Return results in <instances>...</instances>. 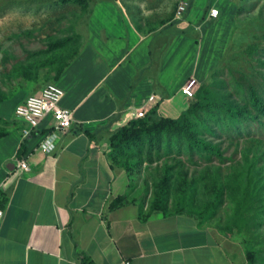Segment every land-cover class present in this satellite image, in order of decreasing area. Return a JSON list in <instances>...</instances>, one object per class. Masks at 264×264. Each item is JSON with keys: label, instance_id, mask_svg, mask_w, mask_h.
<instances>
[{"label": "rangeland", "instance_id": "obj_1", "mask_svg": "<svg viewBox=\"0 0 264 264\" xmlns=\"http://www.w3.org/2000/svg\"><path fill=\"white\" fill-rule=\"evenodd\" d=\"M90 2L97 9L96 22L91 23L90 18L85 26L84 10L77 4L0 0V92L3 99L9 98L0 103V136L16 129L14 110L28 94L56 84L54 69L61 65L53 67L54 62L65 61L68 67L77 61L82 49L91 43L90 29H96L101 19L118 16L130 20L136 29L150 34L153 59L149 70L156 72L158 65L165 64L167 88L174 94L162 103L164 117L176 118L188 108L182 88L192 79L196 80V94L206 83L217 93L218 101L209 106L204 121L196 126L199 139L211 143L212 152L218 154L208 162L210 153L202 152L194 163L176 151L170 156L163 153L161 160L155 155L154 163L138 152L128 154L115 166L130 181H126L124 191L131 195L127 202L140 204L147 214H163L153 212L152 205L168 176L167 214L209 215L213 203L222 201L214 216L199 222L208 224L231 245L233 264H264V119L253 121L240 114L244 106L240 95L248 96L252 91L264 99V0ZM183 2L188 3V9L177 16ZM211 9L219 10L217 19L209 17ZM180 30L184 34L173 37ZM67 38L70 42L65 47H51ZM25 74L34 76L35 81L29 82L22 76ZM24 90L29 93L25 95ZM224 104L235 110L220 119L217 106ZM125 167L131 170V177ZM186 171L189 181L184 179ZM217 179L220 184H216ZM131 184L135 189L127 193Z\"/></svg>", "mask_w": 264, "mask_h": 264}, {"label": "crops", "instance_id": "obj_2", "mask_svg": "<svg viewBox=\"0 0 264 264\" xmlns=\"http://www.w3.org/2000/svg\"><path fill=\"white\" fill-rule=\"evenodd\" d=\"M96 13L94 8L91 23ZM116 17L90 29L91 43L56 81L73 121L59 132L55 151L40 148L54 124L50 116L26 139L22 160L17 154L25 124L15 121L16 129L0 137V191L8 198L0 210V264H84V258L94 264H233L231 245L191 215L148 216L140 204L127 202L131 195L111 209L115 198L127 195L129 180L109 161L108 129L174 94L165 64L149 70L150 34Z\"/></svg>", "mask_w": 264, "mask_h": 264}, {"label": "trees", "instance_id": "obj_3", "mask_svg": "<svg viewBox=\"0 0 264 264\" xmlns=\"http://www.w3.org/2000/svg\"><path fill=\"white\" fill-rule=\"evenodd\" d=\"M60 4H77L82 6L84 10V20H82L85 26H88V20L93 14V7L90 0H58ZM70 42V38L57 41L51 47L56 50L65 47ZM61 65L59 68H55L54 72L56 74L57 80L60 78L64 70L67 68L65 61H57L53 63V67L56 65ZM22 76H26L22 75ZM27 80L31 79V76L27 74ZM220 91V90H219ZM196 94V91H195ZM3 95L0 92V103L3 100H8L9 98L3 99ZM244 101V106H241L240 114L244 117H248L253 121H260L264 119V99L260 97L257 92H250L248 96L240 95ZM166 97H162L149 111L143 114L141 117H134L130 119L125 125L117 128L116 130L107 131L109 136L110 148L108 151V158L113 167L120 165V162L128 158V154L138 152L140 156L145 155L146 161L150 163L155 162V157L158 160L162 159V154L165 153L170 156L175 151L179 156L186 155L190 163H194V158L201 156L202 152L210 153L208 155V162H213L215 160L214 156L218 153H214L211 150V143L205 142L199 139L200 134L198 131L197 124L204 121L203 116L208 114L212 104L218 101V95L213 90L210 85H203L195 97L187 99L188 108L176 118L164 117L161 114L160 108ZM21 104V103H20ZM251 108V109H250ZM217 116L221 119L227 116L228 112L230 115L233 114L235 108L230 107L226 104L222 106H217ZM253 109V110H252ZM16 121V120H15ZM114 121L112 122V124ZM239 133H242V129H238ZM88 137H93L94 134L89 131H85ZM1 137V136H0ZM27 151L26 139L21 144L17 158L22 160ZM156 155V156H155ZM221 159V158H220ZM222 160V159H221ZM142 163H140L141 165ZM129 177H131V170L127 169ZM130 169V168H129ZM188 171H186L184 179L189 181ZM170 177H165L161 184L163 191H159L156 195V199L152 205V211H163V215L167 214V208L170 202ZM206 179H202L201 182H206ZM197 182H192L196 185ZM216 184H220V180L216 181ZM130 193L135 189L133 184L130 185ZM221 186V185H220ZM194 195H196V190H192ZM130 195H121L114 199L111 204V209L120 207L125 203ZM8 204V198L0 191V210L4 211ZM222 201L213 203V211L207 215L202 214L200 216H195L193 214H188L195 216L196 219H203L207 221L209 217H212L217 212V209L221 206ZM175 213H185L178 211ZM174 214V213H172ZM187 214V213H185ZM148 216H151L150 213ZM204 224V223H201ZM237 228H240L237 226ZM84 264H94L90 262L87 258L83 259Z\"/></svg>", "mask_w": 264, "mask_h": 264}, {"label": "built area", "instance_id": "obj_4", "mask_svg": "<svg viewBox=\"0 0 264 264\" xmlns=\"http://www.w3.org/2000/svg\"><path fill=\"white\" fill-rule=\"evenodd\" d=\"M188 9V3L183 2L178 6L177 16H181ZM218 9H211L209 17L217 19ZM196 80L192 79L183 88L182 94L188 99L195 95ZM65 96V91L57 84L46 85L40 94L31 95L26 100L17 105L14 110V120L24 123L22 127V137L27 139L37 132L41 123L47 118L52 117L54 124L51 130L45 135L40 148L45 153H52L56 149V141L60 131L70 128L73 121V112L70 109L61 106ZM140 111L136 117L143 116ZM19 166L22 170L29 171L30 168L25 161H21ZM122 264H131L130 261H124Z\"/></svg>", "mask_w": 264, "mask_h": 264}, {"label": "water", "instance_id": "obj_5", "mask_svg": "<svg viewBox=\"0 0 264 264\" xmlns=\"http://www.w3.org/2000/svg\"><path fill=\"white\" fill-rule=\"evenodd\" d=\"M9 168H10V169H13L14 167H13V166H10Z\"/></svg>", "mask_w": 264, "mask_h": 264}]
</instances>
